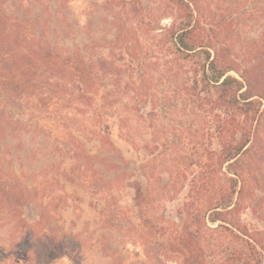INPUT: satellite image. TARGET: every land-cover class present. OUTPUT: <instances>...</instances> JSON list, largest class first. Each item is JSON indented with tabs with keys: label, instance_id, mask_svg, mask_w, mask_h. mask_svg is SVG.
Returning <instances> with one entry per match:
<instances>
[{
	"label": "trees",
	"instance_id": "16d2710c",
	"mask_svg": "<svg viewBox=\"0 0 264 264\" xmlns=\"http://www.w3.org/2000/svg\"><path fill=\"white\" fill-rule=\"evenodd\" d=\"M69 1L11 0L10 5L5 3L4 7L3 0H0V212H3L5 219L17 220L22 216L20 209L36 200V192L33 196L30 194L35 191L30 188L35 187L36 183L28 181L23 165L27 158L22 157L21 152L24 151L25 155L27 140L34 141L36 137H41L46 128L32 123L46 111L55 112V117L61 109L66 111V115L71 110L81 115L91 114L89 107L97 100L95 91L98 86L92 77L97 72L114 78L106 81V86H113L116 77L121 76L119 68L124 67L132 73L136 69L141 84L135 86L131 95L119 90V84L112 89L104 87L105 92L99 98L102 105L92 110L89 123L83 122L76 127L70 122L65 123V130L52 138L55 147H51V150L54 149L51 155L75 156L83 162L78 165L74 163L75 167H91V158L83 148L86 141L93 140L100 146L99 152L105 154L103 160L111 169L116 165L123 168L122 172L130 169L131 172L142 170L145 173L144 168L149 172V163L154 160H147V164L138 159L135 164L134 159L125 160L123 151L111 140V131L117 129L114 139L125 144L124 154L154 157L157 145L154 140L160 135L154 116L169 109L170 101L147 93L150 88L145 74L150 64V67L160 68L158 72L163 76L185 74L186 78H190L188 88L181 87L179 91L186 93L185 102L201 119L206 134L210 130L208 122L213 114V119L221 120L217 121L211 133L220 146V153L217 155L216 151L205 149L206 158L201 164L199 175L201 187L195 178L189 181L196 190V197L199 191H202L203 197L199 193L200 204L194 203L192 187L186 194L185 198L191 203L186 206L184 217L179 222L181 229L176 230L171 239V245H175L171 256H183L182 264H262L264 229L237 219L241 210L256 203L263 187L258 176L261 170L258 162L262 165L264 155V91L255 89L257 80L259 88L263 85L260 64L251 63L247 67L250 73L260 72V78L256 76L257 80L254 81L256 78L251 74L244 76L232 68L228 61L219 58L218 49L208 42L204 43V31L203 37H196L191 3L177 0L173 6L180 5L184 10L176 13L174 24L167 34L163 29L157 31L162 34V38L154 42L157 53L154 58H142L143 50L130 46L143 38L141 31L132 32L133 39L129 38L132 29L125 32V26L130 24L132 28L135 20L148 32V22H145L147 17H137L133 11L128 12L125 8L121 17H111L116 26L115 31H111L112 42L115 47H119V55L125 58L121 67L113 69L111 62H92L88 52V34L81 35L79 25L69 17ZM161 3L163 5V2L158 5ZM35 10L39 11L38 14L34 13ZM66 10L68 15L64 14ZM71 35L72 43L78 39L83 43L75 45L73 51L69 48L63 52L61 44ZM124 42H127L126 47L121 49ZM146 59H153V63ZM232 71L239 79L229 75ZM58 72L63 73L66 80L63 88L56 85L55 76ZM45 81L50 83L49 87L44 85ZM36 96L38 100L34 105L31 100L36 99ZM59 98H63L64 105L55 102ZM45 100L48 103L54 101L53 109H41L47 102L43 103ZM145 105L149 111L145 112ZM76 112L75 115H78ZM59 114L58 117L61 116ZM101 123H104L103 127ZM227 139H230V143ZM40 151L41 148L36 147L35 153ZM164 151L167 150L164 148ZM94 159L102 160L99 156H94ZM215 166L224 168L221 177L212 168ZM15 172L21 176L17 178ZM122 182V176L113 181L117 184ZM150 182L147 185L149 196L154 189L152 184L155 185L152 179ZM35 205L39 208L38 216L42 220L41 207ZM209 223L216 227L211 228ZM193 228H196L195 231Z\"/></svg>",
	"mask_w": 264,
	"mask_h": 264
},
{
	"label": "rangeland",
	"instance_id": "374dc122",
	"mask_svg": "<svg viewBox=\"0 0 264 264\" xmlns=\"http://www.w3.org/2000/svg\"><path fill=\"white\" fill-rule=\"evenodd\" d=\"M10 1L6 3L3 0L2 6L5 7V3L10 5ZM175 1L177 0H87L86 2L70 0L69 17L77 22L81 35L88 34L87 43L90 45L88 52L92 62L97 61L100 64H103L102 61L111 62V67L114 69L121 67L125 58L119 55V47H115L112 42L111 31L114 32L116 26L111 17H121L123 8L128 12L133 11L137 17L140 15L147 17L145 22H148V32L143 30L146 28L142 25L136 24V20L132 28L130 24L125 26V32H130L132 29L129 37L131 39L132 32L141 31L143 38L130 46L143 50L142 58H154L157 55L154 42L156 43L159 37L162 38V34L157 31L163 29L167 34L174 24L173 18L176 13L184 10L180 5L173 6ZM184 1L191 3L197 30L196 37L198 35L203 37L204 31V43L208 42L209 45L215 46L219 51V58L228 61L232 68L239 70L244 76L251 74L255 78L256 76L260 78V72L247 71L251 63L260 64L263 71L260 79L263 85L259 88L257 85L259 80L256 78L254 81L258 82L255 83V89L264 91V0ZM160 2H163V5L162 3L158 5ZM38 12L35 10L34 13L38 14ZM64 14L68 15L67 10ZM72 37L71 35L64 39L65 44H61L63 52L69 48L73 51L75 45L83 43L80 39L72 43ZM126 43H123L121 49L126 47ZM148 62L153 63V59ZM119 69L121 76L116 77L113 86H106V81L114 78L100 75L99 72L93 75L92 79L96 80L98 86L95 91L97 100L89 107L91 114L95 107L102 105L99 98L105 89H112L119 84V90L122 89L127 95H131L135 86L141 84L136 69L133 73L124 67ZM156 71H160V68L147 65L145 75L150 88L147 93L155 97L160 96L162 100L168 99L170 103L169 109L164 110L163 114L158 113L156 117L154 116L156 127L160 130V135L154 140L157 143L154 157L124 154L125 144L114 139L117 129L111 131L112 139L110 138L123 151L125 160L134 159L133 164L136 163V159L146 164L149 162L147 160L153 159L154 161L148 166L149 172L145 170L146 168H144L145 173L142 170L131 172L130 169L122 172L123 168H118L116 165L111 169L103 160L105 154L99 152L100 146L93 140L86 141L83 148L86 155L91 158V167L83 169L75 167L74 163L83 164L75 156L53 157L52 138L56 137V133L65 130V123L70 122L75 127L82 125L83 122L89 123L88 119L92 118L89 113L81 115L71 110L66 115V111L61 109L59 111L61 116L58 117V112L55 117V112L53 114L51 111H46L32 123L46 128L41 137H36L34 141L27 140L25 155L24 151L21 152V156L27 158L23 161V165L28 181L36 183L35 187L30 188L35 190L30 192L32 196L36 192V200L33 204L24 205L20 209L19 213L22 216L17 220L10 218L6 220L3 212H0V264L183 263V256H171V250L175 246L171 245L173 243L171 239L176 230L181 229L182 225L179 222L184 217L186 206L191 203V200L185 198L192 187L189 181L195 178V182L201 187L199 175L201 164L206 158L205 149L216 151L217 155L220 153V146L211 133L214 131V125L221 120L213 119V114L208 122L210 130L206 134L201 119L185 102L186 93L182 94V91H179L181 87L188 88L190 78H186L185 74L163 76ZM229 75L239 79L233 71ZM55 79L57 87L63 88L66 81L64 74L58 72ZM119 80L121 83H118ZM44 85L49 87L50 83L45 81ZM37 100L38 97L31 101L36 105ZM48 100L43 102L47 101L41 109H53L54 101L48 103ZM56 101L64 105L63 98ZM34 105L31 104L32 107ZM144 110L149 111V108L145 105ZM75 112L78 115H75ZM65 115L66 119H64ZM103 125L104 123H101V127ZM227 141L230 143V139ZM36 147L41 148L38 154L35 153ZM164 148L167 151H164ZM94 156H99L102 160L94 159ZM258 165L261 169L258 176L262 180V190L256 203L249 204L241 210L237 214V219L258 229H264V155L262 165L260 162ZM212 168L217 170L220 177L225 171L223 167ZM15 176L19 178L21 175L15 172ZM118 176H122L123 182L113 183ZM150 179L155 185L152 184L154 189L149 196L147 185H150ZM136 184L139 186L137 187ZM197 185L196 189H198ZM192 191L195 196L194 203L200 204L198 194L203 197L202 191L197 193V197L193 187ZM35 204L41 207L42 220L39 219V208ZM208 225L211 228L216 227L210 223ZM199 228L202 229L200 225ZM195 229L193 228V231Z\"/></svg>",
	"mask_w": 264,
	"mask_h": 264
}]
</instances>
